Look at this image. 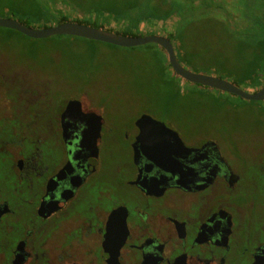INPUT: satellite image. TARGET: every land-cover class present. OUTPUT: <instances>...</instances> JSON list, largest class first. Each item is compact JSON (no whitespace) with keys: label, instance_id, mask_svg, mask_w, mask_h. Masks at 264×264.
<instances>
[{"label":"flooded vegetation","instance_id":"obj_1","mask_svg":"<svg viewBox=\"0 0 264 264\" xmlns=\"http://www.w3.org/2000/svg\"><path fill=\"white\" fill-rule=\"evenodd\" d=\"M40 86L12 114L0 94V264H264V129L179 127L168 106L119 124L83 88L57 105Z\"/></svg>","mask_w":264,"mask_h":264},{"label":"rangeland","instance_id":"obj_2","mask_svg":"<svg viewBox=\"0 0 264 264\" xmlns=\"http://www.w3.org/2000/svg\"><path fill=\"white\" fill-rule=\"evenodd\" d=\"M37 1L42 4V0ZM17 2L16 5L10 4V7L18 9L21 1ZM25 3L27 4V1ZM4 5L5 3L0 4V17L7 16V13L3 12ZM246 5L247 3H244V7ZM65 7L66 5L58 2L57 8L61 11L64 12ZM70 7L72 17L80 18V15L73 13L75 6ZM203 19L193 25V30H189V40L200 53L205 52L207 38H211L206 34L207 22L205 20L202 22ZM246 22L249 25L248 18ZM111 26L114 27V24ZM140 30L166 35L167 32L176 34L179 28L169 22L165 30L160 23L153 27L141 26ZM149 45L119 48L97 42L87 43L79 38L66 36L34 40L17 32L0 29V75L4 73L7 76L0 78V94L5 93L8 101L14 105L11 114L20 112L23 106L33 103L38 95H45L40 89L42 84L46 85L48 96L57 105L58 99L62 102L71 95L76 96L79 89L83 88L88 96L97 97L103 111L119 124L129 122L131 115L141 110L161 117V110L168 102L162 81L170 76V71L165 66L166 62L161 65L163 61L161 49L156 45ZM215 59L207 58L206 61L215 66L205 71L198 69L197 73L215 72L212 74L221 76L219 72L221 67ZM238 60V57L236 60L231 59L230 67L234 68L233 63ZM178 84L182 93L170 100L167 105L169 122L188 128L195 124L194 122L203 124L210 121L223 128L220 130L222 135L244 131L255 134L264 129V123L260 126L259 119L255 116L259 108H264V101L249 102L195 84L187 82ZM71 86L73 89L68 90ZM247 90L252 92L250 89ZM20 92L26 93L25 101L17 96ZM7 128V132L13 128L18 130L23 128V124H18L13 119L7 124ZM116 147L113 146L106 154L107 162L118 159Z\"/></svg>","mask_w":264,"mask_h":264},{"label":"trees","instance_id":"obj_3","mask_svg":"<svg viewBox=\"0 0 264 264\" xmlns=\"http://www.w3.org/2000/svg\"><path fill=\"white\" fill-rule=\"evenodd\" d=\"M20 1L18 10L10 7V4L16 5L17 0H0V4L5 3V17L34 28L69 21L135 37L157 33L141 31V26L153 27L160 23L165 30L170 22L179 30L176 34L167 32L166 37L171 41L176 57L184 67L196 73L199 70H210L215 65L206 59L216 58L215 61L221 67V76H214L226 79L241 89L256 91L264 85V0H42V4L37 0ZM58 2L66 5L64 12L57 8ZM244 3H247L245 7ZM72 5L75 6L73 13L80 15V18L72 17ZM199 18H204L202 22H207L206 34L211 36L207 38L204 53L197 51L189 40V30H193V25ZM112 23L114 27L111 26ZM151 45L153 44L149 46ZM161 53L162 65L166 61V55L162 51ZM237 57L239 60L231 68V59L236 60ZM164 68L165 66L162 70ZM212 73L215 72L207 74L213 75ZM162 84L168 99L166 107L170 100L182 92L171 72Z\"/></svg>","mask_w":264,"mask_h":264},{"label":"water","instance_id":"obj_4","mask_svg":"<svg viewBox=\"0 0 264 264\" xmlns=\"http://www.w3.org/2000/svg\"><path fill=\"white\" fill-rule=\"evenodd\" d=\"M0 28L15 31L27 38L34 40L46 39L56 36H67L112 45L119 48H134L153 44L165 52L166 61L174 72L175 78H180L188 83L195 84L200 87L228 93L245 101L261 102L264 100V85L257 91L250 93L237 87L234 83L226 79H222L214 75L196 73L189 68L184 67L178 61L171 41L164 36H125L104 30L102 28H94L80 24L78 22L69 21L44 28H34L27 27L17 20L7 17H0ZM74 103L75 102H69L67 107L72 106ZM138 122L140 125L144 123H153L165 128L163 123L158 122L147 115L141 116Z\"/></svg>","mask_w":264,"mask_h":264}]
</instances>
